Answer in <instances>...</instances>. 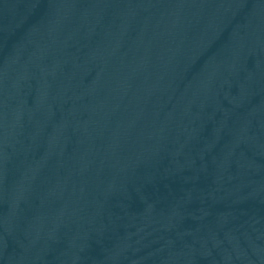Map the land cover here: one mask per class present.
Segmentation results:
<instances>
[{"label":"water","instance_id":"water-1","mask_svg":"<svg viewBox=\"0 0 264 264\" xmlns=\"http://www.w3.org/2000/svg\"><path fill=\"white\" fill-rule=\"evenodd\" d=\"M0 264H264V0H0Z\"/></svg>","mask_w":264,"mask_h":264}]
</instances>
